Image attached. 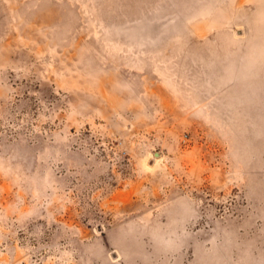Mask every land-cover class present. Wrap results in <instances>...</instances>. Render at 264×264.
Returning <instances> with one entry per match:
<instances>
[{
  "label": "rangeland",
  "instance_id": "374dc122",
  "mask_svg": "<svg viewBox=\"0 0 264 264\" xmlns=\"http://www.w3.org/2000/svg\"><path fill=\"white\" fill-rule=\"evenodd\" d=\"M0 264H264V0H0Z\"/></svg>",
  "mask_w": 264,
  "mask_h": 264
}]
</instances>
